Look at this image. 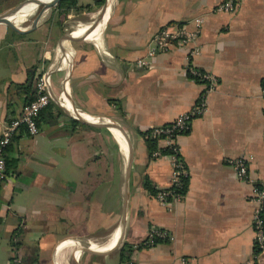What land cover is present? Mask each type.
Returning a JSON list of instances; mask_svg holds the SVG:
<instances>
[{"label":"crops","instance_id":"1","mask_svg":"<svg viewBox=\"0 0 264 264\" xmlns=\"http://www.w3.org/2000/svg\"><path fill=\"white\" fill-rule=\"evenodd\" d=\"M221 2L115 0L91 32L95 0H78L91 11L64 19L51 10L33 32L5 38L13 62L0 72V135L25 106L19 92L29 69L40 71L55 59V68L48 69L53 86L65 73L59 89L53 88L64 106L53 101L57 107L43 117L39 133L20 130L7 153L0 264L15 256L23 264H122V245L144 240L152 227L169 231L173 239L125 251L135 264H252L256 204L251 185L237 179L229 160L246 158L250 176L264 187V0H238L231 13L217 10ZM81 16L88 19L80 21ZM196 18L203 20V30L200 51L190 62L195 44L158 55L149 69L134 64L163 26ZM58 48L64 52L56 55ZM187 63L214 74L218 86L208 95L207 113L176 140L189 186L181 201L167 207L143 182L169 188L171 163L152 158L143 134L173 122L197 102L204 86L188 76ZM77 113L92 123L122 126L132 143L124 237L114 252L107 253L121 233L127 145L122 133L124 144L112 140V131L71 116Z\"/></svg>","mask_w":264,"mask_h":264},{"label":"built area","instance_id":"2","mask_svg":"<svg viewBox=\"0 0 264 264\" xmlns=\"http://www.w3.org/2000/svg\"><path fill=\"white\" fill-rule=\"evenodd\" d=\"M238 0H223L218 5L217 10L231 13L236 10ZM203 30V20L196 18L189 23L169 24L158 30L150 40L146 49L145 55L138 58L134 64L141 69H149L153 66L155 58L169 52L177 47H186L195 44L188 51L187 61L198 55L200 48L197 41ZM185 70L188 76L199 78L200 84L204 89L197 99L195 105L188 111L180 114L177 118L166 125L154 126L146 130L143 134L145 140H155L157 148L152 152L153 159L167 157L171 163V184L167 189H161L155 196L156 199L164 206L170 207L173 203L179 202L182 199L178 198L173 193V188L181 185L183 177H189V171L185 165L179 147L177 138L187 134L192 122L199 117L204 116L208 111V95L218 86V78L211 73L196 70L186 64ZM47 71H38V80L36 84L37 98L29 104H26L21 114L11 119L3 125L0 135V194L4 183L8 176L7 167V149L12 144L14 137L22 129L29 136H36L40 127L38 120L41 112L47 108L53 100H55L53 90V78L47 77ZM264 99V87L262 89ZM229 164L233 167L236 177L240 182L251 185V201L256 204L253 215V227L255 231V246H258L261 252L254 255L252 264H261L264 257V231L263 218L264 211V187L261 186L250 176L249 162L246 158H234L229 160ZM172 198L173 200H169ZM173 239L171 233L167 230L152 227L147 237L133 245L132 253H137L142 249H148L156 246L158 241H168ZM9 264H23L19 256L12 258ZM122 264H135L134 259L124 261Z\"/></svg>","mask_w":264,"mask_h":264},{"label":"trees","instance_id":"3","mask_svg":"<svg viewBox=\"0 0 264 264\" xmlns=\"http://www.w3.org/2000/svg\"><path fill=\"white\" fill-rule=\"evenodd\" d=\"M105 3V0H95V4L99 7H102ZM91 7L89 6H80L78 3V0H60L59 4L52 10V12L57 13L59 16L63 17L64 19L67 18V16L71 13L74 14H79L80 12L83 11H91ZM55 24L57 26H62V22L60 20L56 21ZM12 35L18 38H22L23 36L17 35L14 32H12ZM28 74V79L27 82L24 84V86L21 87V92H19V94H21L24 97V105L31 103L32 101H34L37 98V90H36V84H37V80H38V69L33 67L31 69L28 70L27 72ZM192 80L196 81L197 83H201L199 78H193L191 76H189ZM54 107H57L54 102H51V104L45 108L41 114H40V118L38 120V125L39 127L41 126V123L43 122V117L50 113V110ZM50 118V117H48ZM52 118V117H51ZM147 145H148V150H149V154L151 155L152 152L157 148V142L155 140H146ZM12 144L8 147L7 149V153L10 151ZM9 160L7 159V167H8V162ZM143 186L144 188H146V190L152 195V196H156L157 193L159 191H161V189H157L153 184H151V182L148 181V179H144L143 182ZM188 186H189V177H183L182 178V182L181 185L177 188H173V193L178 197L183 199L188 191ZM169 200H173L172 198H170ZM262 218H263V231H264V211L262 213ZM160 243V241L157 242V244ZM156 244V245H157ZM133 246L128 245L127 243H124L121 247L120 250V258L121 260H129L130 256H126L125 255V251H129L130 253L133 251ZM259 252H261V250L259 249L258 246H255V254H258ZM126 258H125V257ZM125 258V259H124Z\"/></svg>","mask_w":264,"mask_h":264},{"label":"water","instance_id":"4","mask_svg":"<svg viewBox=\"0 0 264 264\" xmlns=\"http://www.w3.org/2000/svg\"><path fill=\"white\" fill-rule=\"evenodd\" d=\"M60 0H52L50 3H48L46 6L40 8V10L37 12V14L35 15L32 24L30 25V27H28L25 30H22L19 28V26H17L12 20L11 18L13 17L12 14H18L20 12V10L22 9V5L15 10H12L11 13H2L0 14V25H5L7 26L12 32H14L17 35L23 36V35H27L31 32H33L37 27L39 22L41 21V19L45 16L46 13H48L50 10L54 9L58 4H59ZM110 2L111 0H106L105 4H104V10L102 12V14L99 16V18L91 25H89L88 30L89 31H94L97 26L104 20L105 18V12L106 10H108L109 6H110ZM83 39H87V36ZM61 52H64L63 48H58L56 55H59ZM51 65L54 66L55 68V59L54 61L51 63ZM55 73H57V70L55 69ZM55 103L60 104L61 106H64L63 103L59 102L58 100H53ZM71 116H73L75 119L81 121L84 124H88L90 126H94L97 128H101V129H107L109 131H112L113 129H119L122 130L124 132H126V130L115 123L112 122H98V123H92L90 121H87L85 119H83L80 116V113H77V115H73L71 114ZM127 133V132H126ZM127 148H128V165H127V173H126V192H125V208H124V214H123V221H122V225H121V233H120V238L118 240V242L116 243V245L107 253L110 252H114L115 250H117L123 243V237H124V228H125V222H126V213H127V198H128V193H129V185H130V178H131V172H132V167H133V147H132V143L130 140V137L127 133ZM92 254L95 255H100L101 253L99 252H90Z\"/></svg>","mask_w":264,"mask_h":264},{"label":"rangeland","instance_id":"5","mask_svg":"<svg viewBox=\"0 0 264 264\" xmlns=\"http://www.w3.org/2000/svg\"><path fill=\"white\" fill-rule=\"evenodd\" d=\"M27 1H29V0H0V14H2V13H11L12 10L18 9L21 5H23ZM45 2H48V1H45ZM105 2H106V0H105ZM114 2H115V0H111V6L114 4ZM103 6L99 7V6L96 5L94 7L96 9V11L94 12V15H93L94 18H97V19L99 18V16L102 14V12L104 10ZM39 10H40V8L39 9L35 8L34 10L27 11L26 13H24L23 16H25V21L20 22L19 28L22 29V30H25L28 27H30V25L33 22V19H34L35 15L37 14V12ZM48 13H46L45 16ZM15 15L16 14H12V16H15ZM78 19H80V21H86L88 19V17L81 16ZM39 25H40V22H39L38 26ZM2 27L4 28V30L6 32V35H4L3 37H1V35H0V72L5 70L7 65L11 64V62H13V53H12V51L9 48L7 39H5V38L13 37L12 31L7 26H2ZM80 27H83V26H80ZM186 47H188V46H186ZM186 47H182V48H186ZM177 48H180V47H177ZM51 58H52V56H51ZM50 66H51V63L50 64H45L44 67L41 70L44 72L45 70H48L50 68ZM64 73H65V71H61L62 76H63ZM62 76L61 75L57 76V78L55 80V84L53 86V88H55V90L59 89L61 81H62ZM112 140H114L115 142L117 140L114 135H112Z\"/></svg>","mask_w":264,"mask_h":264},{"label":"bare ground","instance_id":"6","mask_svg":"<svg viewBox=\"0 0 264 264\" xmlns=\"http://www.w3.org/2000/svg\"><path fill=\"white\" fill-rule=\"evenodd\" d=\"M45 1H48V2H45ZM52 0H29L27 1L26 3H24L22 6V9L20 10V12L18 14H16L15 16H13L11 18V20L17 25L19 26L20 22H23L25 21V16L24 13H26L27 11H31V10H34L35 8H42L44 6H46L48 3H50ZM110 5H111V2H110ZM110 7V6H109ZM109 9V8H108ZM108 12V10H106V13ZM5 26V25H3ZM68 39V36L66 35L64 40H67ZM49 71L47 72V77L49 78V75H48ZM98 123V122H96ZM113 134L115 137H117L120 141H122V143L124 144V140L122 138V135L121 133L123 134V137L125 139V142H126V145H127V136L126 134L124 133V131L122 130H117V129H113L112 130ZM124 147V146H123ZM128 147V146H127ZM128 150V148H127ZM120 235L119 233H117L112 241V244L115 245L119 239Z\"/></svg>","mask_w":264,"mask_h":264}]
</instances>
